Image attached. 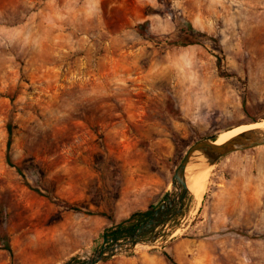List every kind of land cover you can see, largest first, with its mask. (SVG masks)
<instances>
[{
	"label": "rangeland",
	"instance_id": "374dc122",
	"mask_svg": "<svg viewBox=\"0 0 264 264\" xmlns=\"http://www.w3.org/2000/svg\"><path fill=\"white\" fill-rule=\"evenodd\" d=\"M261 120L264 0H0V264L87 253L192 143ZM207 168L152 245L97 264H264V145L187 178Z\"/></svg>",
	"mask_w": 264,
	"mask_h": 264
},
{
	"label": "water",
	"instance_id": "95a60500",
	"mask_svg": "<svg viewBox=\"0 0 264 264\" xmlns=\"http://www.w3.org/2000/svg\"><path fill=\"white\" fill-rule=\"evenodd\" d=\"M219 135L204 137L187 148L173 172L171 189L147 217L119 235H102L87 253L77 254L64 264H97L115 255L130 253L137 245H152L159 235L160 227L184 210L190 191L187 186L189 166L205 168L228 153L264 145V128L241 131L216 143ZM149 234L151 236L145 240L144 237Z\"/></svg>",
	"mask_w": 264,
	"mask_h": 264
},
{
	"label": "bare ground",
	"instance_id": "6f19581e",
	"mask_svg": "<svg viewBox=\"0 0 264 264\" xmlns=\"http://www.w3.org/2000/svg\"><path fill=\"white\" fill-rule=\"evenodd\" d=\"M260 128H264V120L254 122V124L251 125L241 126L234 129L222 131L220 135L216 138V143H221L241 131ZM208 171L209 168L199 170L187 180L188 189L196 199H201L202 195L204 194L208 182Z\"/></svg>",
	"mask_w": 264,
	"mask_h": 264
},
{
	"label": "trees",
	"instance_id": "16d2710c",
	"mask_svg": "<svg viewBox=\"0 0 264 264\" xmlns=\"http://www.w3.org/2000/svg\"><path fill=\"white\" fill-rule=\"evenodd\" d=\"M178 44H184V43L179 42ZM6 128H7V133H8V140H7V147H8L9 142H10V138L12 135L11 117H9V120L7 121ZM61 204L68 207V208L75 209V207L71 203H68V202L63 203L62 202ZM150 212L151 211H135L129 217L121 220L114 227L107 229L103 235H119V234L127 231L128 229H131L134 225H136L137 223L142 221L145 217H147L150 214ZM6 246L8 248V245H6ZM164 254L166 257H168V255L166 253H164Z\"/></svg>",
	"mask_w": 264,
	"mask_h": 264
}]
</instances>
